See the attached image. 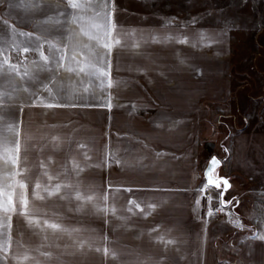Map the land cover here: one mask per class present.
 <instances>
[{
    "label": "crops",
    "instance_id": "crops-1",
    "mask_svg": "<svg viewBox=\"0 0 264 264\" xmlns=\"http://www.w3.org/2000/svg\"><path fill=\"white\" fill-rule=\"evenodd\" d=\"M78 2L85 7L73 9L69 0H0V188L12 189L13 179L22 180L24 189L34 188L38 180L48 187L50 174L61 162L72 156L74 164L84 153L90 158V175L81 186L89 188L83 195L93 198L89 216L76 215L77 221H89L85 227L78 223L54 229L49 215L35 224L18 210L0 209V242L8 247L7 252L0 249V264H233L235 259L236 264H264L262 241L251 236L226 240L234 231L243 232L242 224L234 223L238 220L233 217L210 216L197 192V110L208 103L210 92L194 84L193 55L183 46L163 51L178 39L170 36L164 42L162 25L130 21L116 25V13L151 11L145 5L125 0ZM109 18L114 32L122 28L121 36L116 35L120 43L110 56L106 38H94L104 32L91 27ZM37 37L44 41L50 65L40 59ZM65 46L68 55L60 70L80 68L77 61H88L108 71L111 60L113 83L109 86L105 75L106 90L101 91L106 92L105 100L97 95L90 105H81L44 97L33 103L48 92L35 84L36 77L51 76ZM23 48L33 51H19ZM4 56L14 68L3 63ZM7 77L10 87L4 88ZM112 92L122 93V99L116 101ZM80 107L94 111L89 117L66 115ZM17 138L19 160L12 164L5 149L11 148L15 156ZM0 199L6 201L7 196ZM19 199L13 194L17 206ZM31 199L27 198L33 204ZM129 200L141 207L130 206ZM99 205H107V210ZM25 255L27 259H17Z\"/></svg>",
    "mask_w": 264,
    "mask_h": 264
},
{
    "label": "rangeland",
    "instance_id": "rangeland-1",
    "mask_svg": "<svg viewBox=\"0 0 264 264\" xmlns=\"http://www.w3.org/2000/svg\"><path fill=\"white\" fill-rule=\"evenodd\" d=\"M125 1L145 5L151 11L116 13V25L130 21L164 26L161 35L164 42L170 36L178 40L166 45L163 51H178L183 46L190 52L194 60V84L202 87L199 90L204 93L206 90L210 92L208 103L197 110V192L208 210L211 207L210 216L236 218L244 229L238 237H255L264 244V238H261L264 236V0ZM115 34L121 36L122 28L117 27ZM102 57L100 54V59ZM9 64H6L8 68ZM69 67L60 70L52 66L51 76H37L36 85L48 83L52 88L51 93L48 91L40 96L61 104L80 101L81 105H90L97 95L99 100L106 99V92H101L106 90V76L101 82L98 76H91L87 70L74 67L69 71ZM4 84V88L10 87L9 77L5 78ZM91 88H99L100 92L88 91ZM74 89L83 91L76 92ZM112 95H115L116 101L123 96L119 92H112ZM92 111L86 107L73 108L67 110L66 115L89 117ZM212 155L220 160L214 176H224L229 180L230 187L224 191L223 199L230 204L220 203L222 187L208 185L205 188L203 170ZM69 160L61 162L59 170L50 174L49 184L63 185L59 192L49 195L44 190L47 187H42V180L37 181L41 189L35 195V187L15 189L14 197L24 194L33 201V204L28 202V211L22 212L19 209L24 205L19 199L17 210L20 214L37 217L39 222L43 215H49L50 223L67 228H74L78 223L82 227L89 224L88 220H75L76 215L85 218L92 211L90 200L78 198L75 193L80 192L84 196L89 191L81 184L86 179L89 181L90 158L82 153L76 163H72V156ZM11 191L5 189L6 193ZM35 224L39 223L35 221ZM235 261L233 264H236Z\"/></svg>",
    "mask_w": 264,
    "mask_h": 264
},
{
    "label": "snow or ice",
    "instance_id": "snow-or-ice-1",
    "mask_svg": "<svg viewBox=\"0 0 264 264\" xmlns=\"http://www.w3.org/2000/svg\"><path fill=\"white\" fill-rule=\"evenodd\" d=\"M69 4H70V7L73 8V9L85 7V5L79 3L78 0H69ZM108 15L110 17V14H108ZM91 27L96 29L98 32L99 31H103L104 32V36L103 37L97 36V37H94V38L99 39L101 41H104L105 38H106V42H104V47L106 49H108V55L110 56L111 49L113 48V46L115 44H119L120 43L119 38L116 37V34L113 31V29L115 28V24L109 18L107 20V22H99V23L94 22L91 25ZM86 34L89 35L90 37L92 36L91 32H87ZM22 35H27V36L31 37V36H34L35 34L34 33H22ZM37 40L40 41V47H38L36 49L37 51H39L40 59L42 61L48 62L49 65H50V63H51L50 57L45 54V52L43 50V47H42L44 41L42 40V38H39V37H37ZM48 43L51 44V42H48ZM56 47L59 48V45H57ZM66 47L67 46H65V52L63 54L59 55V58H58L59 62L56 64L57 68H60V67L64 66L65 59H66V57L68 55ZM0 51H2V50H0ZM19 51L31 52V51H33V49L23 48V49H19ZM81 55H83V53H81ZM3 63L9 64V57L8 56H4ZM77 63L79 64L81 70H87V71H89L90 74H95L96 76H98L101 79V82H103L104 76L107 75V77H108V81L107 82H108L109 86H111V84L113 83V81L111 79V74H110V67H111V60L110 59H109V62H108V68H109L108 71H106L105 67H102V66H100L98 64H95V63H91V62L84 63V62H80V61H77ZM9 67L10 68H14V66L11 65V64H9ZM68 70L72 71L73 69H72V67H69ZM21 75H27V73H22ZM42 87L47 89L49 91V93L52 92V88L49 87L48 83H44L42 85ZM37 100L38 101H44V97L37 96L36 100H33V103L35 104L37 102ZM47 106L48 107H52L53 105L48 104ZM108 106L111 107L110 100H109ZM9 127H11V126H9ZM52 139L55 140L56 137H53ZM5 151L7 152L6 158L9 159L12 164H17L18 160H19V153H20V141H19V138H17V141H16V146H15L16 155L15 156L12 155V149L11 148H7V149H5ZM219 163H220V160L215 155H212L211 157H209L208 167L204 171V175H205V178H206V181H207V183L205 185V188H207L208 185H213V186H215L217 188H221L222 187L225 190L230 187V183H229V180H228L227 177L218 176V177L214 178L215 169H216L217 165H219ZM11 175L13 177H15L16 173H12ZM49 179L51 180V177H49ZM10 183L12 185V191L11 192H7L6 193L4 188H0V197H2L4 195H7V200L6 201L3 200V199H0V209H3L5 212L17 211V205H16V203L13 200V193L15 192V189H16L17 185L21 189L25 188L24 182L22 180L13 179L12 181H10ZM40 189H41V185L39 184V182H37V184L35 186V191L33 192V194L34 195L37 194ZM60 189H61V185L60 184H55V185H51L50 184L44 190L47 191L49 195H51L53 192H59ZM75 195L78 198H81V199H84V200L93 199L90 196H82V194L80 192H76ZM223 196H224V193L221 192L220 193V197H221L220 198V203H221V205L230 204L231 202L223 199ZM106 198L107 197H105V199ZM20 199H21V202L24 205V207H21L19 210L22 211V212H27L28 211V208H27V204H28L27 196L24 195V194H21L20 195ZM209 199H211V197H209ZM197 203H199V199L197 200ZM133 204H135L136 208H140L141 207V205L139 203H136L135 200H129V205L131 206ZM98 207L107 210V205H99ZM112 211H115V209H112ZM211 212H212V209L210 207L209 208V214H211ZM145 214H147V213H145ZM27 219L29 220V222H32V221L35 220L37 223H39V218H37V217L28 216ZM233 222L234 223H238V221H233ZM44 223L45 224H49V221L45 220ZM50 226L52 228H54V229L62 227L61 225L56 224V223H51ZM239 226L242 227L243 225H239ZM8 228H9V235L7 237V244H8V246H10L11 240H12V236H11L12 224H11V217L10 216L8 218ZM254 235H259V233H254ZM261 238H264V236H261ZM158 239H163V237H158ZM0 249H3L5 252L8 251V247L5 246L4 242H0ZM104 252H105V254H107L109 252V249L107 247H105L104 248ZM112 254L115 255V253H112ZM44 255H49V254L48 253H44ZM17 259H27V255L22 256V257H17Z\"/></svg>",
    "mask_w": 264,
    "mask_h": 264
},
{
    "label": "trees",
    "instance_id": "trees-1",
    "mask_svg": "<svg viewBox=\"0 0 264 264\" xmlns=\"http://www.w3.org/2000/svg\"><path fill=\"white\" fill-rule=\"evenodd\" d=\"M240 234H243V232L234 231L226 237V240L236 239Z\"/></svg>",
    "mask_w": 264,
    "mask_h": 264
},
{
    "label": "water",
    "instance_id": "water-1",
    "mask_svg": "<svg viewBox=\"0 0 264 264\" xmlns=\"http://www.w3.org/2000/svg\"><path fill=\"white\" fill-rule=\"evenodd\" d=\"M209 162V161H208ZM220 164V163H219ZM218 166V165H217ZM208 167V163H207V165L205 166V168H204V170H203V176H204V180H205V183H207V181H206V178H205V175H204V171H205V169ZM214 178H215V176H214ZM210 186H213V185H210ZM224 191H225V189H223L222 188V192L224 193Z\"/></svg>",
    "mask_w": 264,
    "mask_h": 264
}]
</instances>
